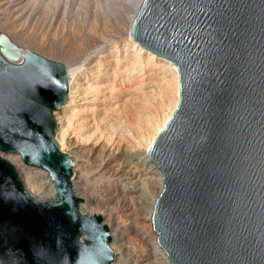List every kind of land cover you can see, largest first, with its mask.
Instances as JSON below:
<instances>
[{
  "label": "water",
  "instance_id": "1",
  "mask_svg": "<svg viewBox=\"0 0 264 264\" xmlns=\"http://www.w3.org/2000/svg\"><path fill=\"white\" fill-rule=\"evenodd\" d=\"M133 38L181 79L180 106L150 151L165 177L159 243L173 264H264V0H145ZM68 95L63 63L0 32V264L115 259L102 215L80 212L55 137ZM6 154L47 171L56 198L33 197Z\"/></svg>",
  "mask_w": 264,
  "mask_h": 264
},
{
  "label": "bare ground",
  "instance_id": "2",
  "mask_svg": "<svg viewBox=\"0 0 264 264\" xmlns=\"http://www.w3.org/2000/svg\"><path fill=\"white\" fill-rule=\"evenodd\" d=\"M108 1L0 0V32L22 48L36 41L54 52L53 43H62L69 95L54 111L56 139L73 162L72 189L84 199L80 212L101 214L109 226L110 247L121 256L112 264H171L153 228L165 177L150 151L180 106V72L133 38L145 0ZM168 77L174 99L161 116L144 117L158 81ZM5 157L33 197L55 198L47 171L26 166L19 155Z\"/></svg>",
  "mask_w": 264,
  "mask_h": 264
},
{
  "label": "rangeland",
  "instance_id": "3",
  "mask_svg": "<svg viewBox=\"0 0 264 264\" xmlns=\"http://www.w3.org/2000/svg\"><path fill=\"white\" fill-rule=\"evenodd\" d=\"M115 1H120L121 2V0H115ZM114 0H113V2L110 0V1H108V3H107V5L108 6H111L112 4H114V2H115ZM112 4H111V3ZM119 2V3H120ZM110 3V4H109ZM137 17H138V15H137ZM137 19V18H136ZM135 22H136V20H135ZM134 25H135V23H134ZM133 28H134V26H133ZM39 42H32V43H29L28 45L29 46H25L26 48H28V50H31V51H34V52H37L38 54H40V55H42V56H44V57H46V58H49V59H51V60H54V61H58V62H61L62 63V55H60L61 53H60V48H61V46H62V43H61V41H57V42H55V43H53V50H54V52L52 51V50H50L49 48H46L47 46H42V45H39L38 44ZM56 44V45H55ZM60 45V46H59ZM103 46V45H102ZM25 47H23V48H25ZM25 48V49H26ZM102 48V47H101ZM60 53V54H59ZM58 56L60 57V59L58 58ZM170 77H168L167 79H160L159 81H158V85H157V87L155 88V90L153 91V93L150 95V99H149V101H150V104H148L149 106V108H148V112L145 114L144 113V117H151V120L153 119V115L156 117V116H161V114H162V112H163V110H165V108H167V106H168V104H169V102L170 101H172L173 99H174V96H175V85H174V79L173 80H170L169 79ZM150 109V110H149ZM156 114V115H155ZM56 130H57V124H56ZM55 130V131H56ZM57 132V131H56ZM55 137H56V133H55ZM59 144V143H58ZM64 152H66V151H64ZM66 153H69V152H66ZM7 157V156H6ZM10 160V159H9ZM11 161V160H10ZM12 162V161H11ZM13 163V162H12ZM14 164V163H13ZM15 167H16V165H15ZM22 179V178H21ZM164 185H165V183H164ZM163 190H164V187H163ZM163 190H162V192H163ZM162 192H161V194L159 195V197L157 198V200L161 197V195H162ZM53 197H55L56 198V194H54V196ZM79 198V197H78ZM52 199H54V198H52ZM48 200H51V199H48ZM156 203H157V201H156ZM79 205H80V203H79ZM156 206V205H155ZM79 209H80V207H79ZM154 211H155V208H154ZM153 220H154V212H153ZM103 224H104V222H102ZM153 228L155 229V227H154V221H153ZM155 231H156V229H155ZM158 233V232H157ZM114 239V238H113ZM112 239V240H113ZM158 239H159V233H158ZM158 242H159V240H158ZM162 247V246H161ZM134 248V245H132V247H131V250ZM120 254L119 253H117V254H115V262L116 261H119L120 260ZM171 261V260H170ZM126 264H130V262H127ZM171 264H173L172 262H171Z\"/></svg>",
  "mask_w": 264,
  "mask_h": 264
}]
</instances>
